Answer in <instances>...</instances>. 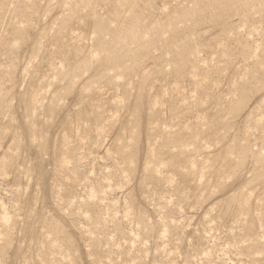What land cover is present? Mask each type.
I'll use <instances>...</instances> for the list:
<instances>
[{"label":"rangeland","instance_id":"374dc122","mask_svg":"<svg viewBox=\"0 0 264 264\" xmlns=\"http://www.w3.org/2000/svg\"><path fill=\"white\" fill-rule=\"evenodd\" d=\"M0 264H264V0H0Z\"/></svg>","mask_w":264,"mask_h":264}]
</instances>
